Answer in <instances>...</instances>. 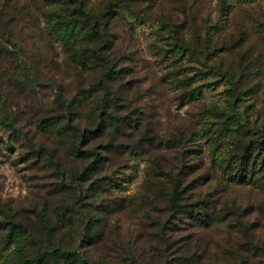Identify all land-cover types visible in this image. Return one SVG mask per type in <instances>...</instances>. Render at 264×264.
<instances>
[{"label": "rangeland", "instance_id": "rangeland-1", "mask_svg": "<svg viewBox=\"0 0 264 264\" xmlns=\"http://www.w3.org/2000/svg\"><path fill=\"white\" fill-rule=\"evenodd\" d=\"M85 1L103 17L109 0ZM135 1L133 15L121 6L108 21L104 48L113 71L99 82L102 71L76 65L44 18L58 5L0 0L14 36V45H7L14 62L0 68V123L11 119L22 134L16 141L0 125V221L25 226L27 248L42 239L63 247L72 241L90 264H160L156 252L163 246L154 230L169 214L151 204L145 184L154 167L183 166L184 204L205 200L219 209L229 202L247 216L248 239L264 244V183L227 184L219 167L241 152L231 141L234 130H224L233 129L232 122L247 130L240 144L264 142V0ZM183 34L184 53H170ZM104 98L105 133H91L97 122L92 108L103 107ZM214 111L235 118L213 117ZM114 118L122 119L115 132ZM49 123L68 126L60 131L67 134ZM73 127L86 130L81 150L96 154L99 172H84L94 156L73 153ZM176 141L183 145L178 166ZM260 147L257 163L264 156ZM176 220L169 225L178 231L173 236L199 247L208 243L214 253L244 240L236 220L230 229L205 231L186 215ZM87 223L101 237L87 236ZM5 242L4 230L0 264L16 250Z\"/></svg>", "mask_w": 264, "mask_h": 264}, {"label": "trees", "instance_id": "trees-1", "mask_svg": "<svg viewBox=\"0 0 264 264\" xmlns=\"http://www.w3.org/2000/svg\"><path fill=\"white\" fill-rule=\"evenodd\" d=\"M50 1L49 4L54 6L58 5L59 9H53L47 11L45 14L46 20L50 23L51 28L58 32V37H60L62 44L70 52V57L76 65L82 64L86 67H95L102 71V82L104 79L110 78L112 67L110 56H107L105 52V41L108 35V21L119 16L118 8L124 6L129 9L130 13H133L134 6L136 4L135 0H109L105 4L102 12V18L96 16L94 12L87 7L88 2L85 0H44ZM255 0H251V3ZM49 5V6H50ZM62 5V6H61ZM137 5V4H136ZM51 7V6H50ZM105 16L107 21H105ZM10 19L8 17V12H0V68L5 66L11 68L13 61L12 56H10L9 49L7 45H14L13 40V29L8 25L10 24ZM208 33V32H207ZM188 34H183L181 41L175 43L170 53L182 54L184 53L186 47V36ZM193 35V42L197 43L195 34ZM192 55V53H190ZM184 70V69H183ZM187 79L182 78V83L185 85ZM176 81V80H175ZM179 82V81H178ZM189 85V84H186ZM105 89V86L102 87ZM62 98V97H61ZM105 99V98H104ZM108 100L105 99L103 102L99 103L103 105L94 104L92 108V115L97 120L96 126L91 133H105L104 129H101L100 125L106 122L105 115L107 114V107L104 103ZM236 100L230 106H234ZM5 111V110H4ZM0 112L4 113L0 107ZM226 115L227 121L234 119L235 115L229 114V112H212V116L216 115ZM41 120L37 124L40 127ZM50 121V120H49ZM74 121V120H71ZM113 126L115 127V132L121 127V118L113 119ZM226 121V123H227ZM58 123H49L46 127L58 128V133L64 136L67 131L62 133L61 130H65L68 126H56ZM239 122H232L233 129L230 127H224L226 131H233L231 141L235 143L234 145L239 147L241 152L235 158L229 155L223 158L220 163V168H222V176L227 184L234 183L246 184V183H258L260 187L264 183V156H261L260 162L257 163L256 156L254 152L257 147L264 144V142L256 141L255 139H250L247 142L240 144V136H246L247 131L244 127L239 126ZM0 125L3 129H7L12 132L11 137L17 139L18 133L21 132L16 129L14 122L11 119L6 118L1 121ZM69 125V124H68ZM71 133V147L73 153L76 155H92L94 160L89 167H87L84 172H99L102 168L100 163L96 159V154L93 152H82V145L87 143L89 139L86 135V130H80L77 127H73L69 130ZM88 132V131H87ZM215 134V133H214ZM62 136V135H61ZM229 136V135H228ZM214 137V136H213ZM17 141V140H16ZM175 141V140H174ZM178 142V141H176ZM85 143V144H83ZM259 144V146H258ZM174 146L178 147L175 156V165L178 161L182 162L183 156L181 150H183V145L181 143H176ZM108 146L106 147V151ZM264 148V147H260ZM262 155V154H260ZM259 155V156H260ZM234 159H236L234 161ZM259 164V165H258ZM258 168L256 169V167ZM160 174L162 176H160ZM152 178H149L145 184L147 187V193L150 196L151 204L162 205L165 211L169 214L168 220L166 222L158 223L155 228V240L161 243L163 250L157 251V259L160 260V264H264V244L260 242H254L250 238L248 239V229L249 226L242 222L244 216L243 213L238 214L234 206L229 202H223L219 205V209L216 207V203L209 201L204 203L199 200L188 206L184 204V172L183 166H179V169H175L173 166H166V169H158L154 167L152 169ZM150 192V193H149ZM146 193V194H147ZM144 194V195H146ZM145 196L144 199H146ZM218 210V211H216ZM187 216L188 219L192 220L200 230H208L212 227L230 229L231 222L235 221L239 224L238 232L243 237V242L238 244L236 248H218L219 252H211V247L206 243L204 246L199 247L198 244H185L184 237L178 238L173 236L178 233L175 228H169V225L174 224L173 221H177L178 217ZM170 218V219H169ZM87 236L91 235L97 238L101 237V231L96 228L94 223H90L86 226ZM7 231V244L14 245L16 249L7 258L4 257V264H90L75 248V244L71 241L68 247H63L59 244H54L49 239H42L39 243H34L31 247L27 248V241L29 237V231L25 226L6 218L0 221V233L2 231ZM168 232L171 233L169 236ZM83 234H85L83 232ZM36 241V240H35ZM30 245V243H29ZM173 257L169 260L168 256Z\"/></svg>", "mask_w": 264, "mask_h": 264}]
</instances>
